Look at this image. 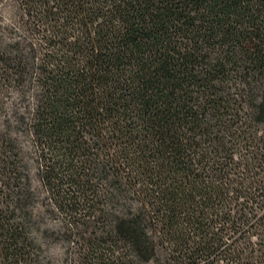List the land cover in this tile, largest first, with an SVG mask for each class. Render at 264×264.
<instances>
[{"label":"trees","instance_id":"1","mask_svg":"<svg viewBox=\"0 0 264 264\" xmlns=\"http://www.w3.org/2000/svg\"><path fill=\"white\" fill-rule=\"evenodd\" d=\"M5 1L0 264H264V0Z\"/></svg>","mask_w":264,"mask_h":264},{"label":"rangeland","instance_id":"2","mask_svg":"<svg viewBox=\"0 0 264 264\" xmlns=\"http://www.w3.org/2000/svg\"><path fill=\"white\" fill-rule=\"evenodd\" d=\"M9 5L5 0H0V17L4 19L6 22L11 19L9 13ZM37 183V182H36ZM42 221H40L41 227H48L53 230L54 228H61L62 217L59 216L56 212L52 213L51 211H46L45 208L42 207ZM64 232V229H60ZM43 249L45 251V255L52 262V264H69L66 256V243L62 236L56 234V236H52L51 238H46L44 241Z\"/></svg>","mask_w":264,"mask_h":264}]
</instances>
